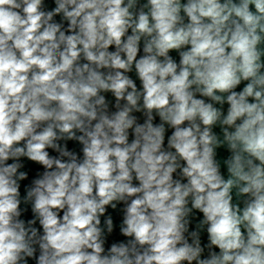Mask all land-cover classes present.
Returning <instances> with one entry per match:
<instances>
[{
	"label": "clouds",
	"instance_id": "obj_1",
	"mask_svg": "<svg viewBox=\"0 0 264 264\" xmlns=\"http://www.w3.org/2000/svg\"><path fill=\"white\" fill-rule=\"evenodd\" d=\"M0 264H264V0H0Z\"/></svg>",
	"mask_w": 264,
	"mask_h": 264
},
{
	"label": "water",
	"instance_id": "obj_2",
	"mask_svg": "<svg viewBox=\"0 0 264 264\" xmlns=\"http://www.w3.org/2000/svg\"><path fill=\"white\" fill-rule=\"evenodd\" d=\"M48 2L50 3V0H48ZM57 19H59V18H57ZM172 55H173L174 57L176 56V54H175L174 52L172 53ZM177 59H178V58H177ZM133 78H135V77L133 76ZM137 83L139 84V81H137ZM108 98H109L110 100L112 99V97H111L110 94H109ZM225 107H227V106H225ZM141 122H142V120H141ZM157 122H158V121H157ZM216 131H219V129H216ZM167 134L170 135V130H169V132H168ZM130 138H131V137H130ZM69 148H74L76 151H79V145L73 144L72 142H69ZM228 155H229V153H228L226 150H224V149H220V150H218V159H219V160L223 161V159H225ZM28 167L31 169V172H30V179H31V178L34 176L35 171H36V169H37L38 166H36V165H34V164H30ZM221 171H222V174L225 175V178H227V170H226V167L223 166V164H222V166H221ZM28 182H29V181H25V182H22V183L26 184V183H28ZM21 191L23 192V187H22ZM109 211H111V210H109ZM28 215L30 216L31 214L29 213ZM112 215H113V217H114V221H115V223L118 224L119 221H120V219H121L120 214L117 213V212H112ZM123 239H124V238H123L122 236L119 235V233H118V229H117L116 232H114V233L108 238V243L111 244L112 242H117V241H120V240H123ZM202 239H203L204 242H206V240H207V238H206V234H202Z\"/></svg>",
	"mask_w": 264,
	"mask_h": 264
}]
</instances>
